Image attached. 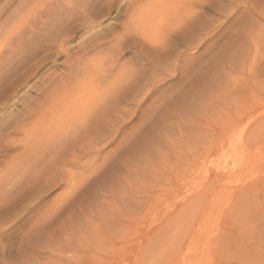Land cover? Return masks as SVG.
Listing matches in <instances>:
<instances>
[{
  "label": "rangeland",
  "instance_id": "1",
  "mask_svg": "<svg viewBox=\"0 0 264 264\" xmlns=\"http://www.w3.org/2000/svg\"><path fill=\"white\" fill-rule=\"evenodd\" d=\"M73 1L77 2V0ZM109 1H111L113 6L107 9L108 11L102 9V12L99 11L102 6H104L102 0H100V4L96 6H90V4H88V8L91 7L93 13H95H91L90 15H88L87 12L85 14H80V12L85 11H81L77 6V12L75 11V16L77 18L74 17V20L71 19L70 23L66 22L64 27H62L63 29L61 28L58 32L55 31L54 35L45 34L46 32L44 33L43 31L40 32V30L44 29L49 30L48 27L51 21L47 22L49 21V15L47 16L48 11L43 13L44 15L46 14L45 20L43 14L41 15V12H39L40 10H38L37 13L39 14L35 13L34 19H32V16L27 20V25L25 23V34H23L26 36H15L16 39L19 37V39H17V41L19 40L18 42L13 38L15 40L13 41V46L17 45L14 49L18 48V45L24 42L21 46L19 45L21 49L18 48V55L23 56H19L18 58L24 61L21 65H18L13 64L18 58L13 60V63L9 65H12L11 67L14 68V71L11 72L10 76L6 75L5 81H0V111H2L0 115L9 114L14 110V113H23L21 115L25 118L21 119L26 120L22 121L19 119L20 121L18 120L16 123L3 122L0 124V264H90L91 261L94 260L98 261L96 264H258L259 261L258 263L256 262L258 259L254 260L256 256L259 259L264 256L261 255L262 252L260 253V250H258L259 247H257L259 245H264V237H262L264 236V225L261 224V222L264 221V214L261 216L260 214H262V212L260 210V212L258 211L259 208L261 209L262 203H264V0H244L246 2L242 0L244 4L246 3L245 5L240 0L216 1L213 3L207 1V5H205L206 9L204 10L205 13L204 11H202L203 13L197 11L199 13L198 17H196V12H191L192 14L185 12L183 15L181 13L179 15L180 17H174V20L177 19L176 21L178 24L175 26L176 21H174L173 25L175 27L172 26L171 30L167 31L168 33L166 35L168 37L165 35L162 37L163 40L162 38L159 40H154L153 38L147 39L148 37L141 36L143 35L141 33L138 34L136 32L134 34L132 32L135 30L134 27L137 26V24L133 22V19L138 13L136 9L140 12L143 7L150 6L154 0ZM126 1L130 2L131 5L128 11L124 7L125 4L123 5L122 3H126ZM195 1L197 0H192L193 3L191 2V8L194 7L192 5L197 4ZM18 2L19 0H0V22H4L5 20L3 19L8 15L14 16L9 12V8L13 10L14 8L12 7H16V4H19ZM106 2H108V0ZM7 3L11 4L8 5ZM12 3H14V5ZM200 3L201 2H199V4ZM225 3L228 6H226ZM5 6H7V8L2 10L1 8ZM223 6H226L227 9L229 8V13L232 15L229 19L223 18ZM231 7L233 8L231 9ZM82 10H84V8H82ZM193 11H196V9L194 8ZM78 15L82 20H79L80 18H78ZM89 16H91L94 21L98 22L100 20L101 25L99 28L101 31L99 30V33H93L87 25L82 26L83 18L86 19V17ZM187 16L189 18H187ZM184 17L188 19V21L186 19L188 23L183 21ZM17 18L19 17L17 16ZM35 20L39 21L36 22ZM128 20L131 22H128ZM42 21H44L43 24L45 27H43V29L41 28ZM32 23H34V25ZM128 24H134L135 26H129ZM28 26L33 29V32L35 31L34 33H36V31L41 33H39L40 36L37 34L35 39H32L33 45L29 47L28 39L30 37L28 36L30 35L29 30L32 31V29ZM34 26L39 29L37 30ZM207 27L210 29L207 30ZM85 28H87V31ZM97 29L98 28H96V30ZM191 29L194 30L190 31ZM124 30L126 31L125 33ZM195 30L201 32L199 33V38H203H201L200 41L198 40L199 38H195L192 42L191 39L193 36L191 37V33L193 34L194 31L193 35H195ZM27 33L29 34L27 35ZM23 36L24 38H22ZM63 36L68 40L65 39L67 42L64 40ZM114 37L116 39L119 37L120 40H116ZM20 41L22 42L20 43ZM115 41H118V45H120V42L122 43L121 45H123L121 47L117 45L118 51L115 46ZM58 42L61 44L60 46H58ZM152 42L155 45H153ZM156 42H159V44ZM12 44L13 43L7 44V48L9 47V49L6 48V54L13 50V46L10 48ZM62 45L64 46L62 47ZM23 46H25L26 49H24ZM58 47H60V49ZM114 52H117L116 55ZM81 82L82 84H90L91 90L96 95V102H93L88 109L86 108V113L82 111L84 113L79 114L77 118L75 117L71 119V121H68L67 118L64 120L65 118L63 119L61 118L62 116H60L62 115V106L60 104H63L64 95H67L69 91H71V87L78 86L77 84H81ZM23 96L25 98L19 100ZM241 102L246 104H242ZM234 104H236L235 107ZM242 105L243 107L247 105L250 111L248 110L245 118L236 123V125L233 124V127L230 126L229 129H225V131L228 130L227 135H233L235 136L234 138H240L239 140L241 141L235 140L233 136H229L230 139H234H232V142L235 143V141H239V144L236 143L235 146L233 143L230 145H228V143L227 146L224 143V147L222 148L223 145H221L219 149H226L225 151L227 154H224L225 151L222 152V150L219 151L221 153H216V149L214 153L208 157L209 160L208 158L206 159L209 168H218L217 170L219 171V168L232 170V167L235 166L234 172L232 171V175L226 173V175L231 176L230 178L229 176L224 177L225 180L222 179L223 177L221 179L217 177L218 183H215H217L220 188H218V186H210L211 189L209 188L210 192H208L209 194L207 197V199L209 198L210 200L207 202L203 201L205 199H202L199 203L200 206L198 205L197 207L199 212L196 209L201 218L197 219L198 214L193 217H196L199 222L193 220L191 217L194 224L192 221L190 222L191 219L189 217L187 220L183 221V225L179 229V231L184 232V234L175 233L174 236L171 234V238L168 236L169 238L167 240L162 239L161 241V243L164 242L162 244L164 247L167 246L168 243L170 244L172 238H177V241H174L180 243L175 250V252L177 249L179 250V253L176 252L178 256H174V250L171 251L173 256L170 252L168 253V251L165 253L167 248L164 247L165 251H163V247L161 248V246L156 243L154 246H160L159 249L153 248V244H149V246L152 247L145 250V248L149 246L148 244L146 245L147 240L144 239L152 238L157 232L162 233L166 220L169 221L171 219V215L167 212L165 213L163 210L161 211L162 208L158 203L160 201V204H163L164 199L161 200L163 196L160 195L159 191L162 189H166L167 191L169 187H167V185L172 182L170 187H173L174 190L169 187L170 191H161V193L164 192L167 194L164 195L163 193L164 198L167 199L170 196L169 200L172 199L174 202L177 201L181 204L188 202L187 199L191 200L194 198L191 196H194V190L196 188L189 190L186 187H180L173 175H175V172H178L177 174H181V176L183 174V177H186V179L191 178L195 183L191 179L190 180L196 187L203 185L204 183L202 184V182L206 183L207 176L205 173L195 174V172L192 173L191 169L189 171L188 168L185 167L184 169L187 171L183 170V166L189 163L187 160L190 155L187 156V158L185 157L191 154L192 151L198 150L199 152L201 150H206V148H210L208 144L209 141L212 144L215 140L221 143L219 140L225 138L227 135L223 133V135L225 134V136H223L221 134L222 132L220 133L221 137L217 135L219 133L218 129H220L219 126L221 125L220 123L227 127L230 122V118H227L229 117L228 114H233L238 108L244 109ZM6 106H8V108ZM26 106L33 108L32 114L29 112L27 116H25ZM6 109L8 110L5 111ZM220 114L225 116V121L222 120L223 116ZM216 117H218V119ZM259 119L260 122H258ZM226 122H228V125L225 124ZM251 124L255 125V127L257 125L262 127V130L260 129L261 134L259 133L260 131H256L259 133L257 134L258 137H253L254 135H252L251 132L249 135L250 130L248 131V129H252L250 128L251 126H249ZM8 125H10V128H8ZM245 126H249L247 129L248 132L246 131L247 133L239 134ZM114 127L119 128L116 130L113 129ZM35 134L38 135L36 136ZM244 134L248 135L249 138L252 136L251 138L254 141L256 139L257 141L255 142L259 141L258 143L260 145L257 143L252 144L253 140L250 139V141H252L250 147H244V145H249L248 142L246 143L245 139L242 140L241 136H239ZM33 136H35L34 139ZM196 136H198V139ZM211 137L214 139H210ZM35 139L39 140H37L38 144ZM111 139H113V141ZM230 139L226 142H229ZM31 141L36 143L32 142L31 145L28 144V142L31 143ZM196 143H198L199 146ZM202 143H205L203 144V146L205 145V149L201 145ZM232 144L235 147L232 146ZM237 144L242 147V149H246V151L244 149L242 151ZM21 145L23 146L21 147ZM33 145L36 147L34 148ZM191 146H196L198 149ZM225 146L231 147L228 149L225 148ZM200 147L201 149H199ZM194 148L197 150H194ZM190 149L192 151H190ZM23 151H26V153ZM180 152H183L184 155ZM228 152H230L231 156ZM203 153L205 152L203 151ZM178 155H182V157L185 156L183 159L186 161L184 162L183 159H181L182 163L180 161V164L176 163V161L180 159H176ZM225 155L228 156L223 157ZM14 156L16 157L15 159ZM242 158L246 161L244 162ZM32 159L33 161H31ZM171 160H173V162ZM174 161L175 164H173ZM168 163L172 164L169 165ZM179 165L182 168H178ZM258 165L260 166L259 170L257 167ZM127 166H130V168H126ZM246 167L248 169L245 171ZM190 173L197 177L190 175ZM194 178H196V180ZM242 180H244L245 184L246 182L255 184L254 181H260V185H262L261 189L263 190L251 191L252 193L247 192L248 194L246 195L248 197L244 196L245 193L238 192L240 193L238 194L235 192V188L242 185L239 183L240 181L242 182ZM225 181H228L227 184H222ZM219 182H222V186ZM132 183L134 184L133 186ZM161 185L163 186L161 187ZM228 185L231 189L234 188L232 189L233 191H231ZM216 187L218 191L222 190L225 194L222 192H219L218 195L217 193H213L218 192ZM221 187L223 188L221 189ZM226 187H228L227 192H225ZM169 192L172 193L169 195ZM143 193L147 195L145 196ZM235 193H237L238 196L241 195L239 199ZM233 194H235V196ZM242 197H246V199L241 201V199L243 200ZM254 197H256V199L258 198V201L263 202H256ZM202 198H206V196ZM248 198L254 203H252L250 199L248 200ZM146 199L150 202L153 201L154 203L151 202V204L157 205L154 206L156 208H153L148 203L149 201L145 203ZM156 199H158V201H156ZM238 200H240L239 202L242 204L239 203L237 205L236 203ZM255 202L258 204L257 206ZM205 203L207 205H205ZM249 203H252L251 205L257 208L254 209L255 207L251 206L250 209L248 207L249 213H247V209L244 207L242 208V206L243 204L244 206H248ZM148 206L152 207L151 214L149 211L151 208ZM146 207H148L149 210H147L148 208L146 209ZM158 207L160 209H157ZM233 207L237 210L240 209V211L246 209L247 214L244 213V210L241 211V213L245 215L238 213L239 211L237 212V210L235 212V208L234 210L232 209ZM262 208H264V205ZM196 211L194 212L197 213ZM131 213L135 215L132 214L133 216L130 218V220L132 219L131 223L133 225L127 220ZM250 213L259 216V218L261 217L260 220ZM219 215L221 216L220 218H218ZM238 215L243 216H240L242 219L241 222V219L236 222V219L240 218L235 217H238ZM161 216H165L166 220L164 219L165 217L162 218ZM245 216L248 219L246 220L247 222L245 221ZM234 217L236 219H234ZM249 218H251L250 220L252 221H250ZM160 219H163L165 222L161 224V222H159L161 221ZM209 219L212 220L210 221ZM135 220L136 222L134 223ZM203 220L206 224L200 233L210 237L228 239L229 242L227 241L228 244H226L224 248L205 251L204 248L193 244H191L193 245L191 248H185L186 246L190 247V242L188 240L189 225L195 226L201 224L200 221L203 222ZM117 224H123L121 225L123 227L121 228V226ZM157 224L162 226L159 227ZM184 224H186L185 228H183ZM126 225H129L127 230L130 229L131 226V229L134 230H125ZM256 226L261 229L259 230ZM116 227L118 229H116ZM237 228H239V230L241 229V232L243 229L249 234H243L239 232ZM118 230L120 233L117 232ZM124 230L128 233L133 232L135 239H137V241L140 239L139 242L143 245L138 244L136 241V245L127 247L126 239L122 238L125 236V233L121 231ZM103 232L106 234L109 233L108 235H116L115 238L121 236L118 237L119 242L115 245L116 247L113 245L109 246L110 248L106 247L108 249H103L101 248L102 246H99V240H101V237H104ZM183 235H186L188 241L184 240L185 237ZM136 236L138 237L136 238ZM260 236L263 240L260 239ZM230 237L233 238L230 239ZM104 238L106 239V235ZM181 238L182 240H180ZM254 238L256 241H254ZM249 241L252 243L249 244ZM120 242L122 244H120ZM236 243L237 247L235 246ZM253 243L254 245H252ZM232 245L236 248L234 249ZM98 246L101 248V251H99L100 253H96L99 249H97V251L93 249ZM262 246H260V248ZM111 247L112 249H116L117 247L121 249L114 250L115 252L113 251L117 254L115 257L112 255V258L108 255L106 258L107 250H109L108 253H113L110 251ZM167 247H169V245ZM193 247H195V250ZM160 248L163 252L159 251L161 250ZM149 249L152 250L150 251ZM104 250L106 255L103 256ZM231 250L234 251L233 254ZM261 250L264 253V250ZM142 251L146 252L143 253ZM128 252H130V254ZM250 252L253 253L251 254ZM194 254H196V256ZM248 254H251L252 257L251 255L248 256ZM259 254L262 257L258 256ZM98 255L102 257H100L101 259L104 257L105 259L103 260H105V262L100 259L101 262H103L100 263ZM158 256L159 258L157 259ZM108 257H110V259ZM250 257L253 260L250 259ZM107 259L112 262L110 263ZM163 259H166L164 260L166 263H164ZM243 259L245 261H243ZM168 260L174 262H169ZM261 260L263 261L264 259Z\"/></svg>",
  "mask_w": 264,
  "mask_h": 264
},
{
  "label": "bare ground",
  "instance_id": "2",
  "mask_svg": "<svg viewBox=\"0 0 264 264\" xmlns=\"http://www.w3.org/2000/svg\"><path fill=\"white\" fill-rule=\"evenodd\" d=\"M18 1V0H17ZM107 0H102V3L104 2V6H102V8H101V10H99V11H103V10H105V11H108L107 9H109L111 6H113L112 4H111V1H109L108 0V2H106ZM125 1V0H124ZM129 1V0H128ZM133 1V0H132ZM141 1V0H140ZM153 1V0H152ZM194 1V0H193ZM207 1H210V3H213V2H216V1H220V2H224V1H227V0H197V1H195L196 3V5H192V6H194L193 8H191V4L193 3L192 2V0H154V2L150 5V6H148V7H143L142 9H141V11L139 12V10H137L136 9V12H138L137 13V15H136V13H135V18H134V16H133V22H134V24L136 23L137 24V26H135L134 24H131V25H134L133 27H134V31H132L134 34L137 32L138 34L139 33H141V34H143V35H141V36H144V37H148L147 39H149V38H153L154 40H156V39H161L162 37H164L168 32L167 31H169V30H171V27L172 26H174L173 24H174V21H176L177 19H175L174 20V17H176V16H179L181 13H182V15L183 14H185V12L186 13H188V14H192L191 12H196L197 13V16L196 17H198V15H199V13L200 12H202V11H204L205 9H206V7H205V5H207ZM242 3H243V1L242 0H240ZM249 1V0H248ZM13 2V1H12ZM73 2V3H72ZM76 2V1H75ZM73 0H19V4H16L17 6L16 7H14L13 5H14V3H12L13 5V7L12 8H14L13 10H11V8H9L10 9V11L9 12H11L12 13V15H14V16H5L6 18H4L3 20H5L4 22H0V81L1 80H6V75L7 76H10L11 75V72H13L14 71V68H12L11 66L12 65H9V64H11V63H13L12 61L13 60H15L16 58H18L19 56H22V55H18L19 54V51H18V48H19V45H18V48H15L14 49V47H16L17 45H15V46H13L14 45V42L13 41H15L13 38H15V36H22V35H24L25 33V26L27 25V23H28V19L30 18V17H32L33 16V18L32 19H34V15H35V13H37V11L38 10H40L39 12H41V15L43 14V13H45V12H47L48 11V13H47V16L49 15V21H47V22H50V24H49V30H40V32L41 31H43L45 34H49V35H54L55 34V31H59V30H61V28L62 27H64V24L67 22V23H70V20L72 19V20H74L73 18L74 17H76L75 16V11H76V9H77V6L81 9V11H85V12H80V14L81 13H86L87 12V14L88 15H90L91 13H93V10H92V8L90 7V8H88L89 6H88V4H90V6H92V5H94V6H96V5H98V4H100V0H77V2L75 3ZM138 2V1H137ZM192 2V3H191ZM199 2H201L200 4H199ZM219 2V3H220ZM244 2H246V1H244ZM102 3H101V5H102ZM112 3H114V2H112ZM118 3V2H117ZM120 3V2H119ZM123 3V5H124V7L127 9V11L131 8V5H130V2H127L126 1V3H124V2H122ZM121 3V4H122ZM132 3V2H131ZM135 3V2H134ZM209 3V4H210ZM8 4V3H7ZM9 4H11V3H9ZM8 4V5H9ZM227 4H228V2H227ZM244 4V3H243ZM246 4V3H245ZM244 4V5H245ZM7 5V6H8ZM225 5H226V3H225ZM243 5V6H244ZM7 6H5V7H3V8H1L2 10H4V9H6L7 8ZM135 6V5H134ZM226 6H228V5H226ZM226 6H223V11H222V13H223V18L224 19H229L230 17H232V15H231V13H229V8L227 9V7ZM10 7V6H9ZM230 7V6H229ZM82 8H84V10H82ZM97 8H98V6H97ZM100 8V7H99ZM124 8V9H125ZM194 8L196 9V11H193L194 10ZM233 7H231V9H232ZM79 9V10H80ZM103 9V10H102ZM114 9V8H113ZM117 9V8H116ZM132 10V9H131ZM1 11V10H0ZM7 11V10H6ZM13 11V12H12ZM96 11H98V10H96ZM113 11V10H112ZM118 11V10H117ZM133 11V10H132ZM182 11V12H181ZM199 13H198V12ZM77 12V11H76ZM79 12V11H78ZM135 12V11H134ZM1 13V12H0ZM106 13V12H105ZM109 13V12H108ZM203 13V12H202ZM204 13H205V11H204ZM37 14H39V13H37ZM77 14H79V13H77ZM79 14V15H80ZM93 14H95V13H93ZM99 14V13H98ZM78 15V16H79ZM105 15V14H104ZM110 15H111V13H110ZM109 15V16H110ZM202 15H204V14H202ZM0 16H1V14H0ZM17 16L19 17V18H17ZM45 16H46V14L44 15L43 14V17H44V19L46 20V18H45ZM87 16V15H86ZM93 16V15H92ZM191 16H193V15H191ZM194 16H195V14H194ZM3 17V16H2ZM42 17V18H43ZM91 19H92V17L91 16H89ZM89 17H86V19L85 18H83V23H82V26L83 25H87V27L88 28H90L92 31H93V33H99L101 30H100V28H99V26L101 25L100 24V20L97 22V21H94V19H90ZM108 17V16H107ZM180 17V16H179ZM178 17V18H179ZM1 18V17H0ZM16 18H17V20H16ZM77 18V17H76ZM78 18H80V16L78 17ZM97 18V17H96ZM181 18H183V17H181ZM187 18H189L188 16H187ZM187 18H185L184 17V19H183V21H185V23H188L187 21H188V19ZM193 18V17H192ZM14 19H15V21H14ZM37 19H38V17H37ZM124 19V18H123ZM186 19H187V21H186ZM190 19H191V17H190ZM218 19V18H217ZM44 20V21H45ZM79 20H82V18H80ZM102 20V19H101ZM194 20V19H193ZM193 20H192V22H193ZM36 21V20H35ZM37 21H39V20H37ZM36 21V22H37ZM41 21V20H40ZM44 21H42V24H43V22ZM130 20H128V22H129ZM190 21V20H189ZM30 22H31V20H30ZM75 22V21H74ZM73 22V23H74ZM80 22V21H79ZM131 22V21H130ZM180 22V21H179ZM25 23H26V25H25ZM39 23V22H38ZM76 23H77V21H76ZM75 23V24H76ZM127 23V22H126ZM176 23V25L175 26H177V24H178V22L176 21L175 22ZM185 23H183V24H185ZM190 23V22H189ZM194 23V22H193ZM33 25H34V23H32ZM31 24V25H32ZM40 24V23H39ZM42 24H41V28L43 29V27H44V24H43V26H42ZM72 24V23H71ZM197 24V23H196ZM195 24V25H196ZM29 25H30V23H29ZM70 25V24H69ZM73 25V24H72ZM81 25V24H80ZM129 25V24H128ZM131 25H129V26H131ZM180 25V24H179ZM178 25V26H179ZM191 25V24H190ZM38 26V25H37ZM81 26V27H82ZM129 26H127V27H129ZM174 26V27H175ZM181 26V25H180ZM186 26V25H185ZM212 26H213V24H212ZM29 27V26H28ZM35 28H36V26H34ZM73 27V26H72ZM71 27V28H72ZM79 27V26H78ZM77 27V28H78ZM80 27V28H81ZM126 27V26H125ZM124 27V28H125ZM133 27H131V28H133ZM190 27V26H189ZM30 28V27H29ZM40 28V29H41ZM45 28V27H44ZM70 28V29H71ZM79 28V29H80ZM96 28H98L97 30H96ZM190 28H192V27H190ZM205 28V27H204ZM208 28V27H207ZM30 29H32V28H30ZM37 29V28H36ZM39 29V28H38ZM37 29V30H38ZM63 29V28H62ZM67 29V28H66ZM75 29V28H74ZM87 28H85V30H86ZM128 29H130V28H128ZM210 28H208L207 30H209ZM35 30V29H34ZM73 30V29H72ZM89 30V29H88ZM100 30V31H99ZM122 30V29H121ZM177 30V29H176ZM180 30V29H179ZM192 30H194V29H191L190 31H192ZM87 31V30H86ZM95 31V32H94ZM173 31V30H172ZM175 31V30H174ZM35 32V31H34ZM33 32V29H32V31L31 30H29V33H30V35L28 36V37H30L29 39H28V41H29V43H28V47L29 46H31V45H33V43H32V39L34 38L35 39V36H37V34H39L38 33V31H36V33H34ZM66 32H68V31H66ZM122 32V31H121ZM126 31L124 30V33H125ZM132 32H131V34H132ZM206 32V31H205ZM205 32H204V34H205ZM24 33V34H23ZM29 33H27V35L29 34ZM69 33V32H68ZM118 33V32H117ZM163 33H165V34H163ZM199 33H201V32H197L196 30H195V35H193L194 34V31H193V34L191 33V37L193 36V38L191 39V41L193 42L194 41V39L195 38H199ZM203 33V32H202ZM41 34V33H40ZM40 34H39V36H40ZM43 34V33H42ZM57 34V33H56ZM60 34V33H59ZM92 34V33H91ZM128 34V33H127ZM134 34H133V36H134ZM63 35H65V34H63ZM68 35H70V34H68ZM87 35V34H86ZM117 35V34H116ZM115 35V36H116ZM119 35V34H118ZM125 35V34H124ZM24 36H26V35H24ZM24 36L22 37V38H24ZM42 36V35H41ZM46 36V35H45ZM66 36H67V34H66ZM127 36H129V35H127ZM132 36V37H133ZM167 36V35H166ZM180 36H181V34H180ZM202 36H204V35H202ZM59 37V36H58ZM58 37H56V38H58ZM64 37V40L66 39L65 38V36H63ZM68 38H69V36H67ZM113 37V36H112ZM120 37V36H119ZM119 37L117 38V39H119ZM168 37V36H167ZM188 37V36H187ZM40 38V37H39ZM39 38H37V39H39ZM71 38H72V36H71ZM115 38V37H114ZM201 38H203V37H201ZM201 38H199L198 40L200 41V39ZM13 39V40H12ZM16 39V38H15ZM17 39H19V37L17 38ZM17 39H16V42H18L17 41ZM50 39V38H49ZM80 39V38H79ZM84 39V38H83ZM116 39V38H115ZM116 39V40H117ZM123 39H125V38H123ZM147 39H146V41H147ZM171 39V38H170ZM25 40V39H24ZM45 40V39H44ZM47 40V39H46ZM57 40V39H56ZM67 40V39H66ZM65 40V41H66ZM71 40V39H70ZM114 40V39H113ZM120 40V39H119ZM162 40H163V38H162ZM173 40V39H172ZM10 41H12V42H10ZM59 41V40H58ZM61 41V40H60ZM68 41V40H67ZM66 41V42H67ZM86 41V40H85ZM110 41V40H109ZM126 41V40H125ZM130 41V40H129ZM136 41V40H135ZM161 41V40H160ZM159 41V42H160ZM190 41V42H191ZM196 41V40H195ZM15 42V43H16ZM22 41H20V43H21ZM38 42V41H37ZM62 42H63V40H62ZM61 42V43H62ZM71 42V41H70ZM69 42V43H70ZM118 42V41H117ZM117 42L115 41V43H116V48H117V51H118V47L120 46H123V45H121L122 43L120 42V45H118L117 44ZM148 42V41H147ZM150 42V41H149ZM159 42H156V43H158L159 44ZM162 42V41H161ZM9 43H13L12 45H10V48H12V46H13V50H11L9 53H7L6 54V48H7V44L9 45ZM22 43H24V42H22ZM22 43H21V45H22ZM25 43H26V41H25ZM47 43V42H46ZM55 43V42H54ZM59 43V42H58ZM64 43V42H63ZM125 43V42H124ZM130 43V42H129ZM165 43V42H164ZM195 43V42H194ZM193 43V44H194ZM52 44V43H51ZM56 44H57V42H56ZM65 44V43H64ZM83 44V43H82ZM102 44V43H101ZM110 44V43H109ZM127 44V43H126ZM152 44H153V42H152ZM191 44V43H190ZM20 45V46H21ZM61 44L59 43L58 44V46H60ZM117 45H118V47H117ZM153 45H155V44H153ZM157 45V44H156ZM165 45V44H164ZM192 45V44H191ZM195 45V44H194ZM64 45H62V47H63ZM24 47V49H26L25 48V46H23ZM56 47V46H55ZM114 47V46H113ZM125 47V46H124ZM154 47V46H153ZM152 47V48H153ZM159 47V46H158ZM59 49H60V47H58ZM160 48V47H159ZM162 48V47H161ZM7 49H9V47L7 48ZM19 49H21V48H19ZM32 49V48H31ZM56 49V48H55ZM111 49H112V47H111ZM111 49H109V50H111ZM123 49V48H122ZM28 50V49H27ZM26 50V51H27ZM64 50V49H63ZM97 50V49H96ZM158 50V49H157ZM161 50H163V49H161ZM168 50V49H167ZM5 51V52H4ZM25 51V52H26ZM67 51V50H66ZM98 51V50H97ZM108 51V50H107ZM60 52H61V50H60ZM130 52V51H129ZM23 53V52H22ZM65 53V52H64ZM111 53V52H110ZM115 53V52H114ZM117 53V52H116ZM116 53H115V55H116ZM195 53V52H194ZM103 54V53H102ZM107 54V53H106ZM105 54V55H106ZM115 55H113V56H115ZM193 55V54H192ZM106 56H108V55H106ZM118 56V55H117ZM164 56V55H163ZM23 57V56H22ZM104 57V56H103ZM26 58V57H25ZM113 58V57H112ZM21 58H18V59H16V61L13 63V64H18V65H21L22 63H23V61L24 60H20ZM20 60V61H19ZM130 60V59H129ZM97 63V62H96ZM77 64V63H76ZM185 64V63H184ZM16 70H17V68H16ZM31 70V69H30ZM88 70V69H87ZM18 71V70H17ZM16 71V72H17ZM87 73H89V72H87ZM160 73V72H159ZM135 74V73H134ZM76 75H77V73H76ZM84 75V74H83ZM88 75V74H87ZM28 77V76H27ZM15 78V77H14ZM71 78V77H70ZM85 78V77H84ZM87 78V77H86ZM24 79V78H23ZM22 79V80H23ZM157 79V78H156ZM19 80L21 81V79L19 78ZM128 80H130V79H128ZM16 81H18V80H16ZM79 81V80H78ZM80 82V81H79ZM124 82V81H123ZM151 82H153V81H151ZM1 83V82H0ZM3 83V82H2ZM12 83V82H11ZM14 83V82H13ZM15 84V83H14ZM125 84H127V83H125ZM129 84H131V83H129ZM133 84V83H132ZM3 85V84H2ZM78 86H73V87H71V91H69V93L67 94V95H64L65 96V98L63 99V104H60L61 106H62V110H61V113H62V115H60V116H62L61 118H65L64 120H66V118H67V120L68 121H71V119H73V118H77V116H79V114H82V113H84L85 112V110H86V108L88 109L89 107H90V105L91 104H93V102H96L95 101V99H96V95L94 94V92L91 90V86H89L90 84H87V83H83L82 84V82H81V84H77ZM149 85V84H148ZM49 87V86H48ZM130 87V86H129ZM128 87V88H129ZM70 88V87H69ZM93 88V87H92ZM123 88V87H122ZM148 88V87H147ZM48 89V88H47ZM69 90V89H68ZM122 91V90H121ZM64 92V91H63ZM66 93V92H65ZM115 93V92H114ZM124 94V93H123ZM146 95V94H145ZM0 96H1V94H0ZM25 97L23 96V97H21L19 100H23ZM192 101V100H191ZM26 102V101H25ZM242 103V102H241ZM248 103V102H247ZM226 104V103H225ZM224 104V105H225ZM230 104H231V101H230ZM242 104H246V103H242ZM254 104V103H253ZM27 105H28V103H27ZM235 105L236 104H234V107H235ZM248 105V104H247ZM247 105H245V107H243V105H242V107L244 108V109H242V108H238L235 112H237V113H233V114H228L229 115V117H227L229 120H230V122L228 123V122H226L225 124L226 125H228L227 127H225L224 125H222V123H220L221 125L219 126V128L220 129H218L219 130V133L217 134V135H219L220 136V133L223 135V133H225L226 135L228 134V130H226L227 131V133H226V131H225V129L226 128H230V126H232L233 124H235L236 125V123H238V122H240L242 119H244L245 118V116H246V112H248V110H249V108L247 107ZM7 108H8V106H6ZM238 107H239V104H238ZM249 107H250V102H249ZM252 107H253V105H252ZM251 107V108H252ZM10 108V107H9ZM27 108V109H26ZM26 111H25V116H27L28 115V113L30 112H32V109L33 108H31V107H28V106H26ZM225 108V107H224ZM246 108H248V109H246ZM250 108V109H251ZM8 109H6L5 111H7ZM12 110V109H11ZM17 110V109H16ZM229 110V109H228ZM4 111V112H5ZM14 111V110H13ZM13 111H11L9 114H6V115H0V124H2L3 122H15L16 123V121H18L19 119H21V118H25L24 116H22L21 114H23V113H21V114H18V113H14ZM82 111H84V112H82ZM87 111V110H86ZM115 111V110H114ZM221 111V110H220ZM231 111V110H230ZM250 111V110H249ZM0 112H2V111H0ZM125 112H128V111H125ZM86 113V112H85ZM134 113V112H133ZM32 114V113H31ZM221 114H223V113H221ZM220 114V115H221ZM30 115V114H29ZM84 115V114H83ZM125 115V114H124ZM225 115V114H224ZM227 115V116H228ZM231 115V116H230ZM98 116V115H97ZM96 116V117H97ZM120 116V115H119ZM122 116V115H121ZM134 116V115H133ZM221 116H223V115H221ZM29 117H31V116H29ZM99 117V116H98ZM196 117V116H195ZM200 117V116H199ZM208 118H209V116H208ZM212 118V117H211ZM217 119H218V117H216ZM222 118V117H221ZM221 118H219V119H221ZM225 118V116H223V121H225L226 119H224ZM29 119V118H28ZM58 119V118H57ZM60 119V118H59ZM101 119V118H100ZM116 119V118H115ZM131 119V118H130ZM183 119V118H182ZM216 119V120H217ZM22 120V119H21ZM26 120V119H25ZM25 120H22V121H25ZM64 120H60V121H64ZM114 120V119H113ZM123 120V119H122ZM20 121V120H19ZM59 121V122H60ZM118 121V120H117ZM208 121V120H207ZM215 121V120H214ZM222 121V122H223ZM257 121V120H256ZM182 122V121H181ZM190 122V121H189ZM258 122H260V119H259V121ZM258 122H255V123H258ZM11 123V124H12ZM21 123V122H20ZM23 123V122H22ZM228 123V124H227ZM253 123H254V121H253ZM263 123V122H262ZM6 124H8V123H6ZM116 124H118V123H116ZM206 124H207V122H206ZM210 124V123H209ZM213 124V123H212ZM16 125V124H15ZM196 125H197V123H196ZM208 125V124H207ZM263 125V124H262ZM7 126V125H6ZM9 127L8 128H10V125H8ZM213 126V125H212ZM239 126V125H238ZM249 126H251L250 128H252V129H248L249 128ZM249 126H245L243 129H242V132L241 133H239V134H242V133H247L249 130V135H250V132L252 133V135H254L253 137H258V135L257 134H261V131H260V129L262 128V127H260V125H257L256 127H255V125H249ZM253 126V127H252ZM41 127V126H40ZM208 127V126H207ZM233 127V126H232ZM247 127V128H246ZM2 128H4V127H2ZM6 128V127H5ZM119 128V127H118ZM118 128H113V129H118ZM178 128V127H177ZM245 128H246V130H245ZM264 128V127H263ZM93 129V128H92ZM180 129V128H179ZM207 129V128H206ZM247 129H248V131H247ZM0 130H1V128H0ZM18 130V129H17ZM46 130V129H45ZM110 130H111V128H110ZM116 130H114V131H116ZM213 130V129H212ZM216 130V129H215ZM244 130V131H243ZM262 130V129H261ZM82 131V130H81ZM81 131H80V133H81ZM94 131V130H93ZM92 131V132H93ZM112 131V130H111ZM178 131V130H177ZM224 131V132H223ZM247 131V132H246ZM258 131H260L259 133H257ZM38 132V131H37ZM42 132V131H41ZM78 132V131H77ZM95 132V131H94ZM100 132H101V130H100ZM214 132V131H213ZM256 132V133H255ZM40 133V132H39ZM208 133H209V131H208ZM215 133H217V132H215ZM214 133V134H215ZM74 134V133H73ZM93 134V133H92ZM202 134V133H201ZM225 134L223 135V136H225ZM36 136L38 135V134H35ZM78 135H80V134H78ZM95 135V134H94ZM197 135V134H196ZM206 135V134H205ZM216 135V134H215ZM255 135H257V136H255ZM40 136V135H39ZM222 136V137H223ZM228 136V137H227ZM227 136H225V138H221V140H219V141H221V143L220 142H218V140L216 141L215 140V142H213V144L212 143H210V141H209V146H210V148H206V150H201V151H199L198 152V146H199V144L198 143H196V144H198V146L196 147V146H191V147H196V148H194V150H197V151H192L191 149H190V151H192V153L191 154H188V155H186L187 154V152H189V151H187L186 152V157L185 156H183L182 157V155H184V153H185V151H184V153L183 152H180V153H182V155L181 156H176V159L178 158H180L179 160H177L176 161V163H179L180 164V162L182 163V161H181V159H183L184 157L185 158H187V156H189L190 155V157H189V159L187 160L189 163H188V165H186V166H183V170L184 171H187L186 169H184V167L185 168H188V170L190 171V169L192 170V173L193 172H195V174H200V173H205L206 174V178H207V181H206V183L205 182H202V184L204 185H200L199 187H196L195 185H194V183H192V181L190 180V179H186V177L184 178L183 177V174H182V176H181V174H177L175 171V175H173V176H175L174 178L176 179V181L178 182H176L178 185H180V187L182 186L183 188H188L189 190H191V189H195L194 191H195V194H194V196H191L193 199H191V200H188L187 199V201L188 202H184L183 204H181V203H179V202H174L172 199L171 200H169V198H170V196H169V198H164V195L166 194V193H164V195H163V193H161V191L163 190V191H166V189L164 190V189H162L161 191H159L160 192V195H162L163 197H162V199L161 200H163L164 199V202H163V204H160V201H159V206H161V211L163 210V211H165V213L167 212L169 215H171V219L169 220V221H167L166 220V215L164 216V217H162V218H164L165 220H166V223L164 224V226H163V228H164V230L162 231V233H158L157 232V234H155L152 238H147V239H144V240H147V243H146V245L148 244V246H149V244H153V248L155 247L154 246V244L156 243V244H158V245H160L161 246V248L163 247L162 246V244L164 243H161V241H162V239L164 240V239H168L169 237L171 238V234L174 236L175 235V233L177 234H184V232H182V231H179V229L182 227V223H183V221L184 220H187V218H189L190 217V219H191V217H192V219L193 220H197L198 218H201V217H199V211H198V205L200 206V202H201V200L202 199H205V200H203V201H209L210 199L208 198L207 199V197H208V192H210V190H209V188L211 189V187L210 186H218V179H217V177L219 178L220 177V179L222 178V179H224L225 180V178L224 177H227V176H229V175H226V173L228 174H231L232 175V171L234 170V168H235V166L234 167H232L233 169L231 170H229V169H226V168H223V169H221V168H219V171L217 170V169H212V168H209V166H208V164L206 163V159L211 155V154H213L214 153V151L216 150V153L218 152V153H221V152H219L220 150H222V148L224 147V143H225V145H227L228 143V145H230L231 143H233L234 145L236 144V143H238L239 144V141H241V140H239L240 138H234L235 136H233V135H227ZM231 136H233V138L236 140H239L238 142L237 141H235V143L234 142H232V139H230V137ZM239 136H241V138H242V140H246V143L248 142V144L249 145H244V147L246 146H249L250 147V144H251V142L252 141H250V139L251 140H253L251 137L249 138V136L248 135H246V134H244V135H239ZM6 137V136H5ZM34 137L35 136H33V139H34ZM72 137H74V136H72ZM71 137V138H72ZM78 137V136H77ZM198 136H196V138H197ZM221 137V136H220ZM237 137V136H236ZM27 138H28V136H27ZM31 138V137H30ZM112 138H113V136H112ZM205 138V137H204ZM213 137H211L210 139H212ZM217 138V137H216ZM230 139V141L229 142H226V141H228L229 139ZM32 139V140H33ZM198 139V138H197ZM200 139V138H199ZM214 139V138H213ZM233 139V140H234ZM24 140V139H23ZM36 140V142H37V140L38 139H35ZM50 140V139H49ZM52 140V139H51ZM72 140H74V139H72ZM102 140V139H101ZM108 140V139H107ZM110 140V139H109ZM112 141H113V139H111ZM201 140V139H200ZM206 140V139H205ZM248 140V141H247ZM28 141H29V138H28ZM39 141V140H38ZM61 141V140H60ZM64 141V140H63ZM69 141H71V140H69ZM115 141V140H114ZM186 141V140H185ZM190 141V140H189ZM213 141V140H212ZM255 141H257L256 139H255ZM254 140H253V143L252 144H255V143H257L258 145H260L258 142H255ZM7 142V141H6ZM15 142V141H14ZM30 142V141H29ZM28 142V144H32V142H34V141H31V143H29ZM36 142H34V143H36ZM46 142H48V141H46ZM73 142V141H72ZM71 142V143H72ZM107 142V141H106ZM182 142V141H181ZM208 142V141H207ZM219 144H218V143ZM18 143V142H17ZM70 143V142H69ZM74 143H75V141H74ZM245 143V142H244ZM19 144V143H18ZM28 144H27V147H28ZM37 144H38V142H37ZM49 144V143H48ZM64 144V143H63ZM100 144V143H99ZM109 144V143H108ZM186 144V143H185ZM203 144H205V143H202L201 145L203 146ZM232 144V146H234ZM237 144V146H239ZM13 145V144H12ZM25 145V144H24ZM36 145V144H35ZM44 145V144H43ZM67 145V144H66ZM70 145V144H69ZM190 145V144H189ZM207 145V144H206ZM221 145H223L222 146V148H220L219 149V147H221ZM227 145V146H228ZM15 146H16V144H15ZM23 145H21V147H22ZM93 146V145H92ZM188 146V145H187ZM205 146V145H204ZM203 146V148L205 149V147ZM208 146V147H209ZM227 146H225V148H228V149H230V147H227ZM236 146V145H235ZM234 146V147H235ZM242 146V145H241ZM252 146V145H251ZM32 147V146H31ZM33 147L35 148L36 146H34L33 145ZM44 147V146H43ZM189 147V146H188ZM187 147V148H188ZM240 147V146H239ZM11 148V147H10ZM13 148V147H12ZM24 148V147H23ZM98 148V147H97ZM96 148V149H97ZM180 148V147H179ZM241 148V150L243 151V149H242V147H240ZM239 148V149H240ZM21 149V148H20ZM28 149L30 150V148L28 147ZM40 149V148H39ZM42 149V148H41ZM183 149V148H182ZM199 149H201V147L199 148ZM219 149V150H218ZM232 149V148H231ZM239 149H235V150H237V151H241V150H239ZM252 149V148H251ZM27 150V149H26ZM171 150V149H170ZM189 150V149H188ZM226 149H223L222 150V152L223 151H225ZM245 151H246V149H244ZM248 150H250V149H248ZM19 151H21V150H19ZM83 151V150H82ZM175 152L177 151V150H174ZM203 151L205 152V153H203ZM23 152H25L26 153V151H23ZM39 152V151H38ZM178 152V151H177ZM195 152H197V153H195ZM180 153H178V154H180ZM195 153V154H194ZM227 154V152L225 151L224 152V154ZM232 153V152H231ZM4 154V153H3ZM21 154V153H20ZM24 154V153H23ZM36 154V153H35ZM75 154V153H74ZM78 154V153H77ZM176 154V153H175ZM223 154V153H222ZM228 154H230V152H228ZM5 155H8V154H5ZM18 155V154H17ZM25 155V154H24ZM218 155V154H217ZM236 155V154H235ZM257 155V154H256ZM169 156V155H168ZM228 156V155H227ZM226 155L225 156H223V157H227ZM230 156H231V154H230ZM3 157V156H2ZM5 157V156H4ZM38 157V156H37ZM182 157V158H181ZM239 157H242V156H239ZM247 157H249V156H247ZM16 157L14 156V159H15ZM31 158V157H30ZM33 158V157H32ZM35 158V157H34ZM168 158H170V157H168ZM250 158V157H249ZM252 158V157H251ZM258 158V157H257ZM256 158V159H257ZM26 159V158H25ZM61 159V158H60ZM163 159H165V158H163ZM175 159V160H176ZM243 159V158H242ZM21 160V159H20ZM208 160H209V158H208ZM31 161H33V159L31 160ZM31 161H30V164H31ZM35 161V160H34ZM172 162H173V160H171ZM180 161V162H179ZM183 161H184V159H183ZM186 161V160H185ZM184 161V162H185ZM226 161V160H225ZM243 161H244V159H243ZM246 161V160H245ZM244 161V162H245ZM11 162V161H10ZM17 162V161H16ZM163 162V161H162ZM162 162H161V164H162ZM169 162H170V160H169ZM252 162V161H251ZM259 162V161H258ZM263 162V161H262ZM24 163H25V161H24ZM259 163H261V162H259ZM169 164V163H168ZM172 164V163H171ZM171 164H169V165H171ZM173 164H175V161H174V163ZM187 164V163H186ZM254 164V163H253ZM11 165V164H10ZM125 165V164H124ZM183 165H185V164H183ZM190 165V166H189ZM218 165V164H217ZM237 165H239V164H237ZM245 165V164H244ZM260 165V164H259ZM257 166L258 167V170L260 169L259 167L260 166ZM15 166V165H14ZM188 166V167H187ZM219 166V165H218ZM243 166V165H242ZM241 166V167H242ZM246 166V165H245ZM172 167H173V165H172ZM181 166L179 165V167L178 168H180ZM189 167H191V168H189ZM211 167V166H210ZM230 167V166H229ZM228 167V168H229ZM239 167V166H238ZM244 167V166H243ZM255 167V166H254ZM12 168V167H11ZM14 168V167H13ZM126 168H130V166L128 167H126ZM182 168V167H181ZM237 168V167H236ZM240 168V167H239ZM253 168V167H252ZM10 169V168H9ZM26 169V168H25ZM153 169V168H152ZM170 169V168H169ZM221 169V170H220ZM248 168L246 167L245 168V171L247 170ZM17 170H19V169H17ZM16 170V171H17ZM127 170V169H126ZM133 170V169H132ZM182 170V169H181ZM195 170V171H194ZM226 171V172H225ZM244 171V170H243ZM242 171V172H243ZM245 171H244V173H245ZM262 171V170H261ZM127 172H128V170H127ZM164 172V171H163ZM173 172V171H172ZM234 172V171H233ZM169 173V172H168ZM184 173V172H183ZM192 173H190V175H194V174H192ZM236 173V172H235ZM234 173V174H235ZM239 173H241V172H239ZM37 174V173H36ZM171 174V173H170ZM177 174V175H176ZM237 174V173H236ZM189 175V174H188ZM204 175V174H203ZM230 175V176H231ZM20 176V175H19ZM86 176V175H85ZM194 176H196V175H194ZM201 176V175H200ZM230 176H229V178H230ZM131 177V176H130ZM197 177V176H196ZM168 178V177H167ZM171 178V177H170ZM189 178V177H188ZM201 178V177H200ZM204 178H205V176H204ZM229 178H226V179H229ZM9 179V178H8ZM11 179V178H10ZM88 179V178H87ZM86 179V180H87ZM173 179V178H172ZM195 180H196V178H194ZM214 179H217V180H214ZM220 179H219V181H220ZM17 180V179H16ZM85 180V179H84ZM170 180V179H169ZM247 181V180H246ZM254 181V180H253ZM264 181V180H263ZM83 182V181H82ZM155 182H156V180H155ZM215 182H217V183H215V185H214V183ZM227 182L228 181H225V182H221L222 184H224V183H226L227 184ZM85 183H86V181H85ZM153 183V182H152ZM172 182H170L169 183V185H167V187L169 186L170 187V185H172L171 184ZM174 183V182H173ZM197 183V182H196ZM220 183V182H219ZM221 183H220V185H221ZM240 184H242L241 186H237L236 188H235V192H240V193H245L244 194V196H246V197H248L246 194H248L249 192L250 193H252L251 191H258V190H260L262 187V185H260V181L259 182H257V181H254V183L255 184H249L248 182H246V184L244 183V180H242V182L240 181L239 182ZM256 183H259V184H256ZM127 184H128V182H127ZM130 184H131V182H130ZM164 184V183H163ZM212 184V185H211ZM217 184V185H216ZM129 185V184H128ZM134 184L132 183V186H133ZM156 185H157V183H156ZM164 185H166V184H164ZM175 185V184H174ZM173 185V186H174ZM197 185H199V184H197ZM264 185V184H263ZM153 186H155V185H153ZM163 185H161V187H162ZM222 186V185H221ZM233 186V185H232ZM165 188H167L166 186H164ZM169 187L167 188V191L166 192H168V191H170V189H169ZM223 187H224V185H223ZM223 187H221V189L223 188ZM228 187H229V185H228ZM228 187H226V191L225 192H227V189H228ZM151 188H153V187H151ZM170 188H172L173 189V187H170ZM214 188V187H213ZM212 188V189H213ZM217 188V187H216ZM218 188H220L219 186H218ZM218 188H217V191H218ZM230 188V187H229ZM130 189H131V187H130ZM130 189H128V190H130ZM169 189V190H168ZM225 189V188H224ZM231 189V188H230ZM232 189H234V188H232ZM231 189V191H233ZM253 189V190H252ZM134 190V189H133ZM159 190H160V187H159ZM174 190V189H173ZM181 190V189H180ZM214 190V189H213ZM220 190V189H219ZM263 189H261V191H262ZM172 191V190H171ZM176 191V190H175ZM185 191V190H184ZM216 191V190H215ZM143 192V191H142ZM141 192V193H142ZM149 192H150V190H149ZM172 192H174V191H172ZM172 192H169V195H170V193H172ZM211 192H212V190H211ZM219 192H222V190L221 191H218V192H213V193H217V195H218V193ZM248 192V193H247ZM132 193V192H131ZM135 193V192H134ZM147 193V192H146ZM176 193V192H175ZM222 193H224V192H222ZM237 193H235V194H237ZM240 193H238V194H240ZM254 193H256V192H254ZM260 193V192H259ZM129 194V193H128ZM133 194V193H132ZM159 194V193H158ZM183 194V193H182ZM207 194V195H206ZM214 194V195H215ZM225 194V193H224ZM228 194V193H227ZM235 194H233L234 196H235ZM238 194H237V198L239 199V197L241 196H238ZM127 195V194H126ZM131 195V194H130ZM143 195H147V194H145V193H143ZM167 195V194H166ZM172 195V194H171ZM257 195H260V194H257ZM5 196V195H4ZM120 196H122V195H120ZM136 196V195H135ZM150 196V195H149ZM155 196V195H154ZM204 196H206V198H202V197H204ZM143 197V196H142ZM161 197V196H160ZM166 197H168V196H166ZM210 197V196H209ZM212 197H214V196H212ZM246 197H242L243 198V200L241 199V201H244L245 199H246ZM250 197V196H249ZM234 198V197H233ZM255 199H256V197H254ZM153 199H155V198H153ZM152 199V200H153ZM160 199V198H159ZM212 199V198H211ZM250 198H248V200H249ZM254 199V200H255ZM258 199V198H257ZM256 199V202L258 201ZM133 200V199H132ZM131 200V201H132ZM236 200V199H235ZM251 200V199H250ZM259 200H260V198H259ZM263 200V199H262ZM140 201V200H139ZM143 201V200H142ZM149 201V200H145V203H147V202ZM156 201H158V199H156ZM213 201H215V200H213ZM240 200H238L237 201V205L240 203V204H242L241 202H239ZM252 201V200H251ZM251 201H249V202H251ZM151 202H153V201H151ZM151 202L149 201L148 203L153 207V208H156V207H154V206H157V205H152L151 204ZM182 202V201H181ZM256 202H255V204H256ZM258 202H263V201H258ZM130 203V202H129ZM134 203V202H133ZM154 203V202H153ZM252 203H254L253 201H252ZM252 203H249V205L247 206V205H245L244 206V204H243V206H242V208L244 207V208H246L247 209V213H249L248 211V207L251 209V204ZM117 204V203H116ZM137 204H138V202H137ZM148 204V205H149ZM204 204V203H203ZM235 204V203H234ZM248 204V203H247ZM205 205H207L206 203H205ZM236 205V206H237ZM258 204H256V206H257ZM263 205H264V203H262V206H261V209L259 208L258 209V211L260 210L261 212H262V214H260L261 216H263V214H264V208H262L263 207ZM118 206V205H117ZM147 206V205H146ZM149 207V208H151L150 210H149V208L148 207H146V209L147 210H149L150 211V214L152 213V207ZM233 206V205H232ZM239 206H241V205H239ZM256 206H252V207H255L254 209H256L257 207ZM140 207V206H139ZM138 207V208H139ZM117 208V207H116ZM128 208V207H127ZM134 208V207H133ZM137 208V209H138ZM141 208V207H140ZM234 208L235 207H233L232 209L234 210ZM132 209V208H131ZM144 209H145V207H144ZM157 209H160L159 207L157 208ZM196 209H197V211H196ZM246 209H243L244 210V213H246ZM253 209V208H252ZM112 210H114V209H112ZM120 210V209H119ZM126 210V209H125ZM201 210V209H200ZM229 210H230V208H229ZM236 208H235V212H236ZM243 210H241V211H243ZM137 211V210H136ZM139 211V210H138ZM145 211V210H144ZM149 211H146V212H149ZM194 211H196L197 213H195ZM206 211H208V210H206ZM205 211V212H206ZM239 211V212H238ZM241 211H240V209L239 210H237V212L238 213H241ZM253 211V210H252ZM257 211V212H258ZM259 211V212H260ZM116 212H118V211H116ZM115 212V213H116ZM127 212V211H126ZM131 212V211H130ZM132 212H133V210H132ZM201 212H203V211H201ZM231 212V211H230ZM234 212V211H233ZM233 212H232V214H233ZM234 212V213H235ZM257 212H256V214H257ZM258 212V213H259ZM115 213H113V214H115ZM120 213V212H119ZM129 213V212H128ZM157 213H159V212H157ZM244 213H241V214H243V215H245ZM246 213V214H247ZM123 214V213H122ZM133 213H131V215H130V217L129 218H127V220H128V222L129 223H131L132 222V219L130 220V218H132L131 216H133L132 215ZM160 214V213H159ZM198 214V217H197V219H196V217L195 218H193L195 215H197ZM222 214V213H221ZM226 214V213H225ZM252 216H254V217H257L259 220H260V218H259V216H256V215H253L252 213H250ZM138 215V214H137ZM193 215V216H192ZM202 215V214H201ZM228 215V214H227ZM227 215H226V217H227ZM230 215V214H229ZM127 216V215H126ZM125 216V217H126ZM135 216V215H134ZM240 216H242V215H238V217L237 216H235L236 218H239ZM248 216V215H247ZM137 217V216H136ZM158 217H160V216H158ZM207 217V216H206ZM221 216L219 215V217L218 218H220ZM225 217V218H226ZM234 217V219H236ZM243 217V216H242ZM118 218V217H117ZM153 218H155V217H153ZM256 218V219H257ZM263 218H264V216H263ZM107 219H109V218H107ZM111 219V218H110ZM121 219V218H120ZM125 219V218H124ZM134 219V218H133ZM150 219V218H149ZM168 219V218H167ZM190 220V222L192 221L193 222V220ZM205 219V218H204ZM227 219V218H226ZM233 219V218H232ZM241 219V217L239 218V219H236V222H237V220H240ZM251 218H249V220H250ZM256 219H254V220H256ZM257 219V220H258ZM111 220H113V219H111ZM119 220V219H118ZM123 220V219H122ZM146 220V219H145ZM156 220V219H155ZM161 221H159V222H161V224H162V222H165L163 219H160ZM163 220V221H162ZM207 220V219H206ZM210 220V219H209ZM212 220V219H211ZM210 220V221H211ZM246 220H248L247 219V217L245 216V221ZM107 221V220H106ZM120 221V220H119ZM158 221V220H157ZM198 221V220H197ZM235 221V220H234ZM242 221V219L240 220V222ZM250 221H252V220H250ZM114 222V221H113ZM128 222H127V224H128ZM136 222V220L134 221V223ZM189 222V223H190ZM199 222V221H198ZM203 222H204V220H203ZM202 221H200V223L201 224H197V225H189V229L190 230H188V240H189V242H190V247H188V246H186L185 248H191V246H193V245H196V246H199V247H202V248H204L205 249V251L206 250H213V249H222V248H224L225 246H226V244H228L227 243V241H228V239H224V238H215V237H210V236H206L205 234L203 235V233H200L202 230H203V228H204V225L206 224V222H204L203 223ZM208 222V221H207ZM243 222H244V220H243ZM247 222V221H246ZM262 222H264V221H262ZM261 222V224H263L264 225V223H262ZM109 223V222H108ZM125 223V222H124ZM140 223V222H139ZM146 223V222H145ZM189 223H187V224H189ZM194 223V222H193ZM210 223V222H209ZM239 223V222H238ZM245 223V222H244ZM257 223V222H256ZM113 224H115V223H113ZM132 224V223H131ZM131 224H129V225H131ZM138 224V223H137ZM159 224V223H158ZM157 224V225H158ZM191 224V223H190ZM195 224V223H194ZM216 224V223H215ZM228 224V223H227ZM261 224H259V225H261ZM118 225V224H117ZM121 225H123V224H120V225H118V226H121ZM129 225L127 226L126 225V229L125 230H127V228L129 227ZM133 225V224H132ZM139 225V224H138ZM137 225V226H138ZM185 225L186 224H184V226H183V228H185ZM258 225V224H257ZM136 226V225H135ZM159 226V225H158ZM160 226H162V225H160ZM159 226V227H160ZM248 226H249V224H248ZM101 227V226H100ZM112 227H115V226H112ZM123 226H121V228H122ZM132 227V226H131ZM131 227H130V229H131ZM229 227V226H228ZM232 227V226H231ZM236 227V226H235ZM252 227V226H251ZM261 227H263V226H261ZM208 228V227H207ZM225 228V227H224ZM240 228H243V227H240ZM255 228V227H254ZM256 228H258L259 229V227H257L256 226ZM102 229V228H101ZM107 229H108V227H107ZM116 229H118L117 227H116ZM120 229V228H119ZM124 229V228H123ZM130 229H128V230H130ZM233 229H234V227H233ZM238 230H239V228H237ZM244 229V228H243ZM242 229V232H241V229L239 230V232H241V233H243V234H249V233H247V231H244ZM258 229H256V230H258ZM261 229V228H260ZM259 229V230H260ZM264 229V228H263ZM103 230L105 231V229H104V227H103ZM112 230V229H111ZM125 230L124 231H121V232H123V233H125V236H123L122 238H125L126 239V243H127V247H133L134 245H136V241H137V239H135V236H134V234H133V232H130V233H128V232H125ZM127 230V231H128ZM131 230H134V229H131ZM160 230V229H159ZM158 230V231H159ZM182 230V229H181ZM100 231V230H99ZM181 232V233H179V232ZM220 231V230H219ZM101 232V231H100ZM109 232V231H108ZM107 232V233H108ZM114 232H115V230H114ZM117 232H119L120 233V231L118 230ZM255 232H258V231H255ZM264 232V231H263ZM6 233V232H5ZM4 233V234H5ZM104 233V232H103ZM126 233H128V234H126ZM135 233V232H134ZM156 233V232H155ZM205 233V232H204ZM232 233V232H231ZM254 233V232H253ZM3 234V235H4ZM109 234V233H108ZM108 234H106V233H104V237H105V235H106V239L103 237H101V240H99V246H102L101 248H106V247H108V248H110L109 246H113L114 245V247H116L115 245L119 242V240H118V237H121V236H118L117 238H115L116 237V235L115 236H113V235H108ZM111 234V233H110ZM114 234V233H113ZM136 234V233H135ZM165 234H167V235H165ZM217 234H218V232H217ZM228 234V233H227ZM236 234V233H235ZM239 234V233H238ZM251 234H252V232H251ZM258 234V233H257ZM264 234V233H263ZM100 236H102L101 234H99ZM187 235V234H186ZM186 235H183L184 237H185V239H184V237H183V239L184 240H187L186 239ZM211 235V234H210ZM226 235V234H225ZM232 235H234V234H232ZM254 235V234H253ZM259 235V234H258ZM164 236H166V237H164ZM169 236V237H168ZM235 236V235H234ZM233 236V237H234ZM245 236V235H244ZM255 236V235H254ZM261 236H262V234H261ZM260 236V237H261ZM99 237V236H98ZM138 236H136V238H137ZM182 237V236H181ZM233 237H230V239H232ZM253 237V236H252ZM262 237H264V236H262ZM262 237L260 238L261 240H263L262 239ZM121 238V239H122ZM175 238V237H174ZM172 238V242L170 241V244L168 243L167 244V246L169 245V247H167V246H164V247H166L167 248V250L165 251V249H164V247H163V251H165V253L168 251V253L170 252L171 254H172V256H173V253L175 252V250H176V248H177V246L180 244L179 242L178 243H176L174 240H176L177 238ZM235 238V237H234ZM239 238V237H238ZM100 239V238H99ZM149 239V240H148ZM243 239H244V237H243ZM242 239V240H243ZM103 240H105V241H103ZM180 240H182V238L180 239ZM179 240V241H180ZM187 240V241H188ZM140 241V239H138V244H141V245H143L141 242H139ZM177 241V240H176ZM244 241V240H243ZM254 241H256L255 240V238H254ZM258 241H260V240H258ZM98 242V241H97ZM142 242H143V240H142ZM229 242V241H228ZM240 242V241H239ZM250 243H252V242H250L249 241V244ZM120 244H122L121 242H120ZM191 244H193V245H191ZM146 245H144V246H146ZM166 245V244H165ZM188 245V244H187ZM239 245V244H238ZM247 245V244H246ZM252 245H254V243L252 244ZM93 246H94V244H93ZM98 246V247H99ZM160 246H157V247H155L156 249L158 248L159 249V247ZM185 246V245H184ZM236 247H237V243H236V245H235ZM260 246H262V245H259V246H257V247H259V249L258 250H260V253L262 252V254L261 255H264V253H263V251L261 250V249H263L264 250V245L260 248ZM93 248L94 249V251H95V249H96V251H97V249H99L96 253H98L99 251H101L100 249V247L99 248ZM126 247V248H127ZM142 247V246H141ZM150 247H152V246H149V247H144L145 248V250H147L148 248H150ZM180 247V246H179ZM232 247H234L233 245H232ZM236 247H234V249L236 248ZM254 247V246H253ZM108 248H106V249H108ZM160 248V249H161ZM194 248V250H195V247H193ZM196 248H198V247H196ZM102 249V250H103ZM111 249H112V247H111ZM110 249V251H116L117 249H119V247H117L116 249H112L111 250ZM121 249V248H120ZM119 249V250H120ZM171 249V250H170ZM122 250H123V248H122ZM150 250V249H149ZM152 250V249H151ZM150 250V251H151ZM155 250V249H154ZM174 250V251H173ZM189 250H192V249H189ZM245 250V249H244ZM257 250V251H258ZM108 251L109 250H107V255L104 253L105 252V250L103 251V256L104 255H106V258H107V256L108 255H110L111 257H112V255H113V257H115L117 254L116 253H108ZM150 251H148V252H150ZM159 251H162V249L161 250H159ZM162 251V252H163ZM171 251H173V253L171 252ZM179 250L177 249V251L176 252H178ZM184 251V250H183ZM232 251V250H231ZM256 251V252H257ZM93 252V251H92ZM123 252H124V250H123ZM143 252V251H142ZM144 252H146V251H144ZM143 252V253H144ZM175 252V254H174V256L175 255H177L178 256V254ZM182 252V251H181ZM193 252V251H192ZM203 252V251H202ZM208 252V251H207ZM214 252H217V251H214ZM233 252L234 251H232V254H233ZM255 252V253H256ZM96 253H95V255H96ZM100 253V252H99ZM129 254H130V252H128ZM134 253V252H133ZM143 253H142V255H143ZM179 253V252H178ZM200 253V252H199ZM242 253V252H241ZM244 253V252H243ZM251 253V252H250ZM253 253V252H252ZM251 253V254H252ZM254 253V254H255ZM115 254V255H114ZM198 254V253H197ZM223 254V253H222ZM250 254V255H251ZM253 254V255H254ZM257 254V253H256ZM256 254H255V256H256ZM94 255V254H93ZM93 255H92V257H93ZM101 255V254H100ZM100 255H98V257H99V259L98 260H100L102 257L100 256ZM122 255V254H121ZM195 256H196V254H194ZM217 255V254H216ZM229 255V254H228ZM249 254H248V256H250ZM260 254L258 255V256H261ZM97 256V255H96ZM185 256V255H184ZM202 256H204V255H202ZM255 256H253V257H255ZM101 257V258H100ZM112 257V258H113ZM144 257V256H143ZM146 257V256H145ZM245 257H247V256H245ZM251 257H252V255H251ZM250 257V259H252ZM262 257V256H261ZM264 257V256H263ZM258 258L257 256H256V259H254V260H257L256 262L258 263V261H259V263L258 264H262L263 262H264V260L262 261L261 259H264V258ZM96 258V257H95ZM109 259H110V257H108ZM111 258V259H112ZM124 258V257H123ZM126 258V257H125ZM159 258V256L157 257V259ZM170 258V257H169ZM190 258V257H189ZM199 258H201V257H199ZM198 258V259H199ZM204 258V257H203ZM103 259H105L104 257H103ZM103 259H101V260H103ZM109 259H107V261L109 260ZM116 259V258H115ZM118 259V258H117ZM167 259V258H166ZM166 259H163V261L164 260H166ZM171 259V258H170ZM173 259H175V258H173ZM177 259V258H176ZM101 260H100V263H103V262H105V260H103V262H101ZM136 260V259H135ZM160 260V259H159ZM182 260V259H181ZM189 260V259H188ZM221 260H222V258H221ZM246 260L248 261V259L246 258ZM253 260V259H252ZM260 260H261V262H260ZM110 261V260H109ZM123 261H125V260H123ZM162 261V262H163ZM169 261V260H168ZM170 261H172V260H170ZM169 261V262H170ZM185 261V260H184ZM187 261V260H186ZM205 261V260H204ZM227 261V260H226ZM240 261H241V259H240ZM243 261H245L244 259H243ZM90 262V261H89ZM96 262L98 263V261L97 260H94V261H91V263L90 264H96ZM112 261H110V263H111ZM134 262V261H133ZM139 262V261H138ZM152 262V261H151ZM172 262H174V261H172ZM177 262H178V260H177ZM181 262V261H180ZM183 262V261H182ZM192 262V261H191ZM190 262V263H191ZM117 263V262H116ZM119 263H121V262H119ZM164 263H166L165 261H164ZM179 263V262H178ZM184 263V262H183ZM227 263V262H226ZM229 263V262H228ZM106 264V263H105ZM112 264V263H111ZM153 264H155V263H153ZM167 264H169V263H167ZM189 264V263H188ZM210 264V263H209ZM222 264V263H221ZM256 264V263H255ZM264 264V263H263Z\"/></svg>",
  "mask_w": 264,
  "mask_h": 264
}]
</instances>
